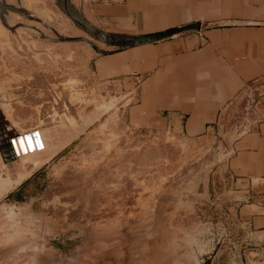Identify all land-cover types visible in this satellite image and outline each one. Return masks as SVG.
<instances>
[{"label": "rangeland", "instance_id": "1", "mask_svg": "<svg viewBox=\"0 0 264 264\" xmlns=\"http://www.w3.org/2000/svg\"><path fill=\"white\" fill-rule=\"evenodd\" d=\"M99 2L69 0L70 14H62L61 0L1 8L0 113L9 146L23 135L28 151L19 148L13 159L1 139L9 160L0 154V183L13 184L0 195V264L258 263L227 219L243 191L221 153L231 154L243 106L219 109L209 143L160 142L132 130L135 90L101 85L100 55L58 42L83 37L104 50L82 28ZM132 23L140 25L139 16Z\"/></svg>", "mask_w": 264, "mask_h": 264}, {"label": "crops", "instance_id": "2", "mask_svg": "<svg viewBox=\"0 0 264 264\" xmlns=\"http://www.w3.org/2000/svg\"><path fill=\"white\" fill-rule=\"evenodd\" d=\"M110 1L89 7L86 22L113 27L116 34L206 26L94 59L101 85L135 90L132 130L160 142H212L219 109L246 89L232 106H249V131L232 144L231 154L221 153L234 188L243 191V202L227 219L249 242L245 254L261 256L258 263L249 257L244 264H264V0ZM133 16L142 26L132 23Z\"/></svg>", "mask_w": 264, "mask_h": 264}, {"label": "water", "instance_id": "3", "mask_svg": "<svg viewBox=\"0 0 264 264\" xmlns=\"http://www.w3.org/2000/svg\"><path fill=\"white\" fill-rule=\"evenodd\" d=\"M105 1L106 0H104V2ZM61 4H62V14H70L69 0H61ZM11 5H12V0H0V13H1V8L14 10ZM205 27L206 26L201 23H191L178 27L169 28L155 33L140 34V35H125V34H112V33L103 32L88 23H82L83 30L88 34V36L91 39L103 44L105 46L104 50L99 49L97 45L90 39L83 37L58 36V42L81 43L89 46L98 55H107L113 52H117L127 48H132L135 46L157 43L184 33L199 32ZM245 90H246L245 88L242 89L229 102H227L225 106H228L229 108L230 106L234 105V103L245 93ZM243 108H244L243 120L240 123L234 125V128H238L242 126V130L239 132L236 131V136L234 138L233 143L238 139H240L241 137H243L249 131V123L247 121V118L245 117V112L249 110V106H243ZM219 124L223 127L224 124L223 115L222 118L219 119Z\"/></svg>", "mask_w": 264, "mask_h": 264}, {"label": "bare ground", "instance_id": "4", "mask_svg": "<svg viewBox=\"0 0 264 264\" xmlns=\"http://www.w3.org/2000/svg\"><path fill=\"white\" fill-rule=\"evenodd\" d=\"M4 113V112H3ZM6 118V117H5ZM4 118V119H5ZM3 119V117H2V115H1V113H0V122H1V125L3 126V127H1V129H2V131H5V137L4 136H2V135H0V154H1V156H2V158L5 160H9L8 158H6V155H5V151H3L2 150V145H1V139L3 140V143L5 144V147L9 150V152L12 154V158L14 159V157L13 156H15V153H14V151L15 152H19V148H20V150H23V149H25L26 151H28V146L26 145V138H24L23 137V135H18V136H16L15 137V139H14V147H10L9 146V144H10V138H9V135H10V130H9V127L8 126H5L4 124H5V122H4V120H2ZM0 134H1V132H0ZM7 137V138H6ZM54 145V144H53ZM28 156H24V158L23 159H25V158H27ZM14 161V160H13ZM27 163V162H26ZM28 166V165H27ZM26 167V166H25ZM24 167V168H25ZM30 167V166H29ZM28 168V167H27ZM26 168V169H27ZM25 169V170H26ZM30 170V169H29ZM32 171V170H31ZM25 173H27L28 174V172L27 171H25ZM30 173V172H29ZM23 176V175H22ZM19 179V178H18ZM18 181V180H17ZM13 183L11 182V181H9V180H5L3 183H0V195L2 194V193H4V192H6L10 187H11V185H12ZM15 184V183H14ZM2 196V195H1ZM0 196V197H1ZM100 247V246H99ZM52 250V249H51Z\"/></svg>", "mask_w": 264, "mask_h": 264}]
</instances>
